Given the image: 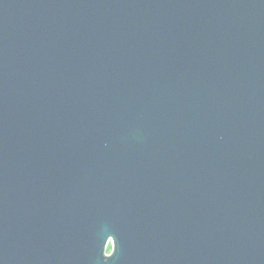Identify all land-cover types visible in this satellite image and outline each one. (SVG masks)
<instances>
[{"label":"water","instance_id":"1","mask_svg":"<svg viewBox=\"0 0 264 264\" xmlns=\"http://www.w3.org/2000/svg\"><path fill=\"white\" fill-rule=\"evenodd\" d=\"M0 264H264V0H0Z\"/></svg>","mask_w":264,"mask_h":264},{"label":"flooded vegetation","instance_id":"2","mask_svg":"<svg viewBox=\"0 0 264 264\" xmlns=\"http://www.w3.org/2000/svg\"><path fill=\"white\" fill-rule=\"evenodd\" d=\"M174 222H175L176 226H179L178 214L175 215ZM112 250H113L112 240L110 238H108L106 240V242L104 243V245H103L102 255L104 257H108V256H110L112 254Z\"/></svg>","mask_w":264,"mask_h":264}]
</instances>
